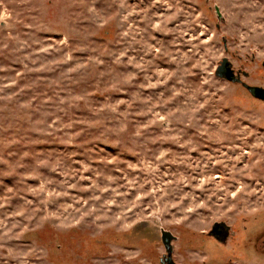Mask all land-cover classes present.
Here are the masks:
<instances>
[{"label": "rangeland", "instance_id": "374dc122", "mask_svg": "<svg viewBox=\"0 0 264 264\" xmlns=\"http://www.w3.org/2000/svg\"><path fill=\"white\" fill-rule=\"evenodd\" d=\"M243 83L264 87V0H0V264H163V230L176 264H264Z\"/></svg>", "mask_w": 264, "mask_h": 264}, {"label": "water", "instance_id": "95a60500", "mask_svg": "<svg viewBox=\"0 0 264 264\" xmlns=\"http://www.w3.org/2000/svg\"><path fill=\"white\" fill-rule=\"evenodd\" d=\"M216 10H217L218 16L222 18L219 7H216ZM216 75L220 78L226 79L231 82H241L242 81L241 73L235 71V69L233 68V64L227 57H225L221 61L220 65L217 68ZM244 85L251 93H253L254 96L264 100V87L252 86L247 83H244ZM218 224H224L228 228H230V226H228L224 222L215 223L214 227H216ZM161 234H162V241L167 250V253L162 259V263L163 264H176L173 259V252H174L173 242L174 240L177 239V237L172 232L167 231V230H163ZM226 236H228V233H226Z\"/></svg>", "mask_w": 264, "mask_h": 264}, {"label": "flooded vegetation", "instance_id": "af4514ba", "mask_svg": "<svg viewBox=\"0 0 264 264\" xmlns=\"http://www.w3.org/2000/svg\"><path fill=\"white\" fill-rule=\"evenodd\" d=\"M239 73H241V72H239ZM243 85H244V83H243ZM251 95L258 100L264 101L263 99H260L256 96H254L253 93H251ZM226 233H228V236H226ZM207 237L212 239V240H215L216 243L219 244V246H221V245L226 244L227 241H229V239L231 238V229L228 228L224 224H218L216 227H214V225H213L211 231L208 232Z\"/></svg>", "mask_w": 264, "mask_h": 264}]
</instances>
